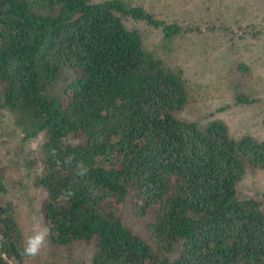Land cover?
I'll use <instances>...</instances> for the list:
<instances>
[{
    "label": "trees",
    "instance_id": "16d2710c",
    "mask_svg": "<svg viewBox=\"0 0 264 264\" xmlns=\"http://www.w3.org/2000/svg\"><path fill=\"white\" fill-rule=\"evenodd\" d=\"M125 19L164 42L203 31L123 0H0V114L22 142L42 137L33 185L45 242L90 244L88 264H264V198L237 196L249 167L264 168V138L181 117L183 70ZM7 198L0 167V264H28ZM125 201L151 214L143 235L125 224Z\"/></svg>",
    "mask_w": 264,
    "mask_h": 264
},
{
    "label": "rangeland",
    "instance_id": "374dc122",
    "mask_svg": "<svg viewBox=\"0 0 264 264\" xmlns=\"http://www.w3.org/2000/svg\"><path fill=\"white\" fill-rule=\"evenodd\" d=\"M123 1L141 4L160 19L203 29L182 32L164 42L159 29L124 20L127 27L140 30L145 47L170 66L183 70L189 100L181 117L202 124L220 119L235 137L250 134L264 138V0ZM209 25H215L214 30L207 29ZM220 25L229 30L219 31L216 26ZM237 93L254 101L239 102ZM9 118L8 112L0 114V167L6 172L7 199L19 206L18 220L24 240H28L41 230L38 209L44 191L33 185V179L42 137L22 142L19 133L8 124ZM237 190L239 198L262 200L264 168L249 167ZM121 211L125 224L143 235L151 214L137 217L128 201L122 204ZM92 251V246L85 243L52 246L45 242L39 255L28 264H88ZM9 263L17 264L12 259Z\"/></svg>",
    "mask_w": 264,
    "mask_h": 264
},
{
    "label": "clouds",
    "instance_id": "9594fccd",
    "mask_svg": "<svg viewBox=\"0 0 264 264\" xmlns=\"http://www.w3.org/2000/svg\"><path fill=\"white\" fill-rule=\"evenodd\" d=\"M48 234H49L48 228H44L43 230H37L36 235L28 239L27 245L23 250L24 256L31 259L36 258L39 255L40 250L44 245Z\"/></svg>",
    "mask_w": 264,
    "mask_h": 264
}]
</instances>
